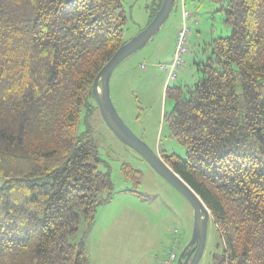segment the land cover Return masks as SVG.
<instances>
[{"label": "trees", "instance_id": "trees-1", "mask_svg": "<svg viewBox=\"0 0 264 264\" xmlns=\"http://www.w3.org/2000/svg\"><path fill=\"white\" fill-rule=\"evenodd\" d=\"M224 12L232 33L210 45L201 80L166 88L186 159L158 155L211 212L224 246L212 264H264V0ZM126 23L124 0H0V264H91L69 238L113 183L80 121ZM122 171L137 193L143 173Z\"/></svg>", "mask_w": 264, "mask_h": 264}, {"label": "rangeland", "instance_id": "rangeland-1", "mask_svg": "<svg viewBox=\"0 0 264 264\" xmlns=\"http://www.w3.org/2000/svg\"><path fill=\"white\" fill-rule=\"evenodd\" d=\"M162 0H124L127 23L124 41L129 42L151 23V16ZM227 0H176L175 7L155 37L141 50L123 61L110 79L112 103L130 130L159 155L175 154L186 159L187 149L173 137L165 117L175 102L166 96L168 85L177 84L185 92L203 77L201 64L211 55L213 41L229 37L232 28L225 21ZM190 16L184 19V13ZM191 29L189 53L176 82H168L160 69L173 60L178 29ZM80 121L79 134L96 145L98 169L109 173L111 193H100L99 200H111L98 208L89 228L82 217L79 232L71 244L89 245L91 264H163L173 251L178 259L191 241L194 211L189 201L134 150L123 144L108 128L100 109L86 123ZM129 165L143 173L138 192L124 176ZM178 233L175 235L174 231ZM224 249L214 220L208 225L207 241L199 264H212L213 256ZM172 264H178L172 262Z\"/></svg>", "mask_w": 264, "mask_h": 264}, {"label": "water", "instance_id": "water-1", "mask_svg": "<svg viewBox=\"0 0 264 264\" xmlns=\"http://www.w3.org/2000/svg\"><path fill=\"white\" fill-rule=\"evenodd\" d=\"M176 0H163L161 8L151 23L136 37L122 46L97 76L93 96L100 112L114 135L138 153L150 167L181 193L194 211V230L191 241L182 251L178 264H199L205 250L211 212L196 194L145 142L140 140L117 113L110 95V79L116 68L127 58L144 48L169 19Z\"/></svg>", "mask_w": 264, "mask_h": 264}, {"label": "built area", "instance_id": "built-area-1", "mask_svg": "<svg viewBox=\"0 0 264 264\" xmlns=\"http://www.w3.org/2000/svg\"><path fill=\"white\" fill-rule=\"evenodd\" d=\"M190 16L188 12L184 13V19H187ZM191 35V29L188 24H184L181 28L178 29L177 43L175 47V52L173 55V60L169 65H161L160 69L163 70L168 77V82H175L178 78L179 72L183 68L185 58L189 53V37ZM178 232L175 230L174 234ZM178 260L177 255L171 251L168 254V259L163 262V264H172Z\"/></svg>", "mask_w": 264, "mask_h": 264}, {"label": "crops", "instance_id": "crops-1", "mask_svg": "<svg viewBox=\"0 0 264 264\" xmlns=\"http://www.w3.org/2000/svg\"><path fill=\"white\" fill-rule=\"evenodd\" d=\"M87 250H88V252H89V245H88V247H87ZM89 254H90V252H89ZM90 257H92L91 254H90Z\"/></svg>", "mask_w": 264, "mask_h": 264}, {"label": "bare ground", "instance_id": "bare-ground-1", "mask_svg": "<svg viewBox=\"0 0 264 264\" xmlns=\"http://www.w3.org/2000/svg\"><path fill=\"white\" fill-rule=\"evenodd\" d=\"M189 13V12H188ZM190 14V13H189Z\"/></svg>", "mask_w": 264, "mask_h": 264}]
</instances>
